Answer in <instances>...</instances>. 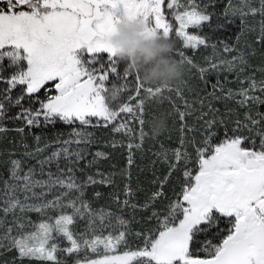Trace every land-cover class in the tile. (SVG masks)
<instances>
[{"label": "snow or ice", "instance_id": "6c2138e0", "mask_svg": "<svg viewBox=\"0 0 264 264\" xmlns=\"http://www.w3.org/2000/svg\"><path fill=\"white\" fill-rule=\"evenodd\" d=\"M0 264H264V0H0Z\"/></svg>", "mask_w": 264, "mask_h": 264}, {"label": "clouds", "instance_id": "9594fccd", "mask_svg": "<svg viewBox=\"0 0 264 264\" xmlns=\"http://www.w3.org/2000/svg\"><path fill=\"white\" fill-rule=\"evenodd\" d=\"M138 25L123 22L116 27L110 38L116 49V56L127 61L133 69H138L141 78L151 83H179L187 74V66L173 55L174 41L162 38H145L140 34ZM166 118L155 116L149 123L151 133L164 132Z\"/></svg>", "mask_w": 264, "mask_h": 264}, {"label": "trees", "instance_id": "16d2710c", "mask_svg": "<svg viewBox=\"0 0 264 264\" xmlns=\"http://www.w3.org/2000/svg\"><path fill=\"white\" fill-rule=\"evenodd\" d=\"M209 79L210 80H214V77H209ZM209 90H210V88H209ZM166 106V105H165ZM159 115V113H156V116H158ZM148 119H151L150 117L148 118ZM171 123V121H169V124ZM145 131L146 132H148L149 133V135H151V129H150V127H149V124H146L145 125ZM166 133H164V134H162L161 136H160V140H165L166 141ZM158 143H159V141H153V140H151V139H149L148 141H147V146H153V145H156L157 147H158ZM154 150H155V148H154Z\"/></svg>", "mask_w": 264, "mask_h": 264}]
</instances>
